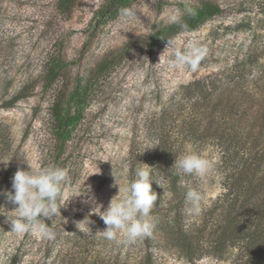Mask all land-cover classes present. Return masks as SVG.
Wrapping results in <instances>:
<instances>
[{
    "label": "rangeland",
    "instance_id": "1",
    "mask_svg": "<svg viewBox=\"0 0 264 264\" xmlns=\"http://www.w3.org/2000/svg\"><path fill=\"white\" fill-rule=\"evenodd\" d=\"M107 1L71 0L65 8L62 0H0V264H139L146 252L151 264H241L237 249L223 261L209 253L208 225L220 221V209H215L230 168L221 163L218 142L223 139L216 124L206 128L205 109L197 113L181 88L221 73L247 53L256 63L248 69L245 86L249 92L254 87V93L264 85V0H128L123 9L134 15L127 17L123 9L107 15ZM205 2L219 6L220 13L147 51L144 37L173 24L170 12L183 18L188 8ZM194 44L207 49L198 69L173 67V51ZM52 66L60 67L58 75L44 88ZM221 75L227 96L233 89L230 77ZM78 84L87 87L81 119L62 143L52 108ZM22 90L27 97L2 107ZM161 151L170 155V172L178 178L175 190L168 183L170 172H163L155 157ZM193 153L212 165L204 177L172 167L175 158ZM27 163L33 172L59 167L68 173L60 214L43 221L53 229L52 239L10 232L7 218H17L18 212L5 193ZM147 165L162 185L152 184L158 200L151 238L125 244L100 233L85 235L76 227L96 205L103 211L115 196L122 198L137 169ZM189 189L202 196L198 215L187 211ZM90 220L93 234L106 228L98 214Z\"/></svg>",
    "mask_w": 264,
    "mask_h": 264
},
{
    "label": "trees",
    "instance_id": "2",
    "mask_svg": "<svg viewBox=\"0 0 264 264\" xmlns=\"http://www.w3.org/2000/svg\"><path fill=\"white\" fill-rule=\"evenodd\" d=\"M61 3L65 8L72 6L71 0H62ZM127 3L128 0H108L105 11L107 15H114ZM220 11L215 4L202 3L195 15L182 18V22L187 25L184 30L194 29ZM180 30L183 28L179 24H171L144 37L147 51L151 52ZM251 57L252 53H247L241 59H236L225 72L200 77L181 89L185 91L184 99L191 102L197 113L205 109L201 112H205L206 128L212 129L216 124L215 129L220 134L218 137L223 139L218 142L221 146V163L230 168L224 182L226 192L215 209H220V221L214 222V226L208 225L210 234L206 243L209 253L216 260L223 261L227 254L237 249L241 264H264V85L257 86L256 95L253 93L254 87L249 92L250 88L245 86L249 83L248 69L251 70L256 63ZM102 66V63L98 65L97 71ZM59 68L52 66L47 69L44 88L53 84ZM224 73L230 77L229 83L233 88L227 96L222 92L227 89L223 88L221 81V74ZM86 88L78 84L64 99L57 98L54 102V128L57 140L62 143L81 119L80 107ZM236 93L239 95L236 96ZM25 97L22 90L2 107H11ZM155 157L159 158L163 172L171 171L167 163L170 155L161 151ZM167 178L171 179L168 182L170 189L175 190L178 178L171 172ZM139 264H151V256L146 252Z\"/></svg>",
    "mask_w": 264,
    "mask_h": 264
},
{
    "label": "clouds",
    "instance_id": "3",
    "mask_svg": "<svg viewBox=\"0 0 264 264\" xmlns=\"http://www.w3.org/2000/svg\"><path fill=\"white\" fill-rule=\"evenodd\" d=\"M187 12L189 15H195L196 10L190 7ZM122 15L132 16L134 12L126 8L122 10ZM168 20L170 23L179 24L181 28L187 29L179 12H170ZM171 43L170 40H167V47ZM206 55V48L194 44L185 50H174L170 63L173 67L187 66L192 71H196ZM10 161L2 163L7 165ZM172 167H175L179 173L204 177L212 165L207 159L193 153L175 158ZM150 169L151 167L148 165L137 169L135 178L129 183L122 198L115 199V196L110 201L108 208L103 211H101L102 205H96L91 209L89 216L77 222L76 227L78 226L85 235L95 237L97 233H100L103 238L109 241L125 244H133L138 240L151 238L156 228V221L152 218L151 213L158 200V194L153 190L152 184L155 182L160 187L162 185L154 178ZM67 181V171L59 167H50L39 172H33L30 165L27 170L18 168L12 177V190L5 193L7 200L17 206L15 210L18 212L17 218H7V222H10L11 225L10 232L14 234L37 232L43 238H54L53 229L43 221L45 218L52 220L53 217L60 214L62 206L58 205V201ZM87 191H91L90 187ZM80 195H87V192L81 191ZM201 200L202 196L197 190L189 189L186 192V202L190 205L187 211L190 214L198 215L201 212ZM89 201L95 204L94 197H89ZM160 202L162 203V200ZM92 214H98L106 225L104 230L97 231L95 234L90 228V224L93 223L90 220ZM121 233H123V239H120Z\"/></svg>",
    "mask_w": 264,
    "mask_h": 264
}]
</instances>
